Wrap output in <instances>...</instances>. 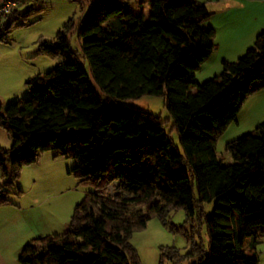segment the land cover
Returning <instances> with one entry per match:
<instances>
[{
    "label": "trees",
    "instance_id": "16d2710c",
    "mask_svg": "<svg viewBox=\"0 0 264 264\" xmlns=\"http://www.w3.org/2000/svg\"><path fill=\"white\" fill-rule=\"evenodd\" d=\"M126 1L87 0L84 19H69L52 40H39L37 55L59 59L49 74L25 81L30 96L0 106V128L11 138L9 149L0 148L6 195L22 168L47 151L72 160L67 174L89 189L65 230L30 240L18 262L141 264L129 239L155 218L188 246L184 254L159 247L157 264H257L255 248L264 236V122L225 143L230 164L212 149L244 100L264 88V30L237 59L221 61L218 76L196 85V72L216 47L213 30L203 27L212 13L195 0H131L136 9L150 6L145 22ZM12 2L0 13V43L41 11ZM72 34L79 50L71 48ZM80 61L105 103L163 96L168 116L104 104L89 82L76 88L85 76ZM6 203L5 197L0 206ZM204 203L213 204L208 215ZM178 210L185 220L174 226L168 217Z\"/></svg>",
    "mask_w": 264,
    "mask_h": 264
},
{
    "label": "rangeland",
    "instance_id": "374dc122",
    "mask_svg": "<svg viewBox=\"0 0 264 264\" xmlns=\"http://www.w3.org/2000/svg\"><path fill=\"white\" fill-rule=\"evenodd\" d=\"M24 3L22 9L33 7L41 8L38 15L29 16L24 26L13 27L7 38L6 43H0V106L3 109L7 104L22 98L30 96L31 91L25 85V81L35 75L49 74L53 66L59 59L53 60L47 57L37 55V45L39 40H52L58 30L63 27V24L71 19L74 23L82 20L88 13L87 0H20ZM200 4L207 5L208 12H213L212 6L208 3H203L209 0H197ZM211 1V0H210ZM126 3L132 7L134 15H143L145 22L148 21V13L150 6L143 5L136 9L131 0ZM246 12L249 14L264 11V0H251L248 3L239 2ZM219 13L216 12L218 17ZM226 14V13H225ZM264 14V12H263ZM263 22V18L261 19ZM21 22V21H20ZM19 22V23H20ZM22 23V22H21ZM28 23V24H26ZM206 23L203 27H206ZM72 49L79 50V43L75 34L69 37ZM220 56L212 52L210 57L202 64L198 72L194 76L196 85L209 80L214 76H218L220 65L216 59ZM82 63L85 76L82 77L76 88H81L86 82H89L94 92L100 96L104 104L117 105L120 108L146 112L161 118L167 117L165 109V99L163 96H143L138 99H122L118 101L110 100L104 102V97L101 96L99 88L93 82L90 68L85 61ZM258 82L253 83L251 88L257 87ZM191 94L197 92V87L191 88ZM47 95V93H43ZM264 122V88L258 92H254L248 96L240 110L238 111L234 121L230 122L224 131L217 134L214 139L213 153L215 157L222 161L223 164H230L232 161L229 155L224 150L225 143L238 138L246 133L251 132L259 124ZM170 138L173 147L179 149L178 135L175 131L170 133ZM11 146V138L0 128V148L3 150L9 149ZM39 164L36 170V163L30 166L23 167L18 180L10 188L11 194L16 190H21L23 194L28 193L35 187L34 194L41 199L48 200L52 205H57V213L59 217L62 215L67 217V220L60 222L62 218L56 217L55 221H51L49 229L44 228V222L38 221L32 227L29 224L31 231H58L60 234L66 228V223L72 213V209L78 203L83 193L88 191V188L77 186L76 181L67 174L74 166L72 160L56 157L52 158V152H45L40 157ZM33 184V185H32ZM194 197L196 193L194 191ZM12 200V195L9 196ZM67 206L65 210L64 206ZM212 203L202 204V211L208 215L212 210ZM169 221L174 226H181L184 223L185 217L182 210L175 211L169 214ZM201 240L204 246L207 245V237L204 230L201 231ZM130 244L135 249L139 262L141 264H157L159 247H173L180 254H184L188 250V246L184 238L179 234H172L166 226H163L155 218L148 220L144 229L131 234L129 239ZM248 240L245 241L247 246ZM257 264H264V236L260 243L255 248Z\"/></svg>",
    "mask_w": 264,
    "mask_h": 264
},
{
    "label": "crops",
    "instance_id": "0c3cea01",
    "mask_svg": "<svg viewBox=\"0 0 264 264\" xmlns=\"http://www.w3.org/2000/svg\"><path fill=\"white\" fill-rule=\"evenodd\" d=\"M249 1L251 0H209L203 2L205 4L209 2L214 10L211 12L212 16L208 20L206 28H211L214 32L216 45L214 50L220 55L216 59L218 65L223 60L234 61L237 59L251 46L255 35L264 30V11L259 14L255 12L249 14L239 3H248ZM205 7L208 6L205 5ZM216 12L219 13L218 17L215 15ZM52 158H55L53 153ZM37 164L39 163H36L33 170L38 168ZM34 188L28 195L23 194L20 190L19 197L9 191V194L6 195L7 203L0 206V264H19V253L30 240L59 233L58 231H31L28 229L29 224L32 227L34 224H38V221L40 223L43 221L44 228L49 229L51 221H55L56 217L62 218L60 221L62 224L64 220H67L68 216L59 217L57 205L54 203L51 205L48 200L35 195ZM10 195H12V200L9 198ZM66 208L65 204L63 210Z\"/></svg>",
    "mask_w": 264,
    "mask_h": 264
},
{
    "label": "built area",
    "instance_id": "2783aa9c",
    "mask_svg": "<svg viewBox=\"0 0 264 264\" xmlns=\"http://www.w3.org/2000/svg\"><path fill=\"white\" fill-rule=\"evenodd\" d=\"M12 5V0H0V13H6ZM5 195V189L0 187V201L6 197Z\"/></svg>",
    "mask_w": 264,
    "mask_h": 264
}]
</instances>
